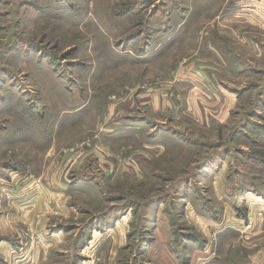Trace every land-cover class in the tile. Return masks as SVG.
<instances>
[{
    "label": "rangeland",
    "instance_id": "rangeland-1",
    "mask_svg": "<svg viewBox=\"0 0 264 264\" xmlns=\"http://www.w3.org/2000/svg\"><path fill=\"white\" fill-rule=\"evenodd\" d=\"M257 2L0 0V264H264Z\"/></svg>",
    "mask_w": 264,
    "mask_h": 264
},
{
    "label": "crops",
    "instance_id": "crops-1",
    "mask_svg": "<svg viewBox=\"0 0 264 264\" xmlns=\"http://www.w3.org/2000/svg\"><path fill=\"white\" fill-rule=\"evenodd\" d=\"M259 2H257L259 5H261L262 3L264 4V0H258ZM252 2V1H251ZM245 4V3H244ZM246 8V7H245ZM262 8V7H261ZM260 19L262 18L261 16L259 17ZM239 22L240 23H242V20H240L239 19ZM246 22V21H245ZM262 22V23H261ZM261 22H259V25H260V27H262L263 28V21H261ZM66 215H68V214H66ZM70 216V215H69ZM125 220H126V218H125ZM124 220V221H125ZM122 222V220L120 221V222H117V223H115V225L113 226L114 228H110V229H108L107 231L110 233L109 234V237L110 238H113V242H115L114 243V246L116 247V246H118V247H121V246H123V242L125 241V235H123V228H124V226H125V223H121ZM62 230H64V228H61L60 230H58V232H56V234H54L52 237H51V239H50V241L49 242H56L59 238H61V236L62 235H64V233H62L63 231ZM65 231H67V229L65 230ZM112 233V234H111ZM113 234L114 235H116L117 237H118V235H120L121 236V239H123V242L122 243H120V244H118L117 242H116V239H114V237H113ZM115 240V241H114ZM89 241H91V238H89ZM97 256L98 255H95L94 256V258L92 259V257L91 258H89V260H84V261H88V263L87 262H85L84 264H97V262H98V258H97ZM203 264H205V263H203Z\"/></svg>",
    "mask_w": 264,
    "mask_h": 264
}]
</instances>
